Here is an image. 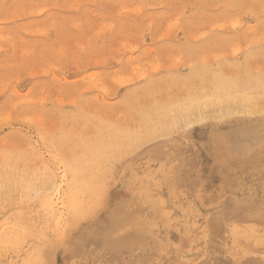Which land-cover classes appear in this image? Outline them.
<instances>
[{
  "label": "rangeland",
  "instance_id": "obj_1",
  "mask_svg": "<svg viewBox=\"0 0 264 264\" xmlns=\"http://www.w3.org/2000/svg\"><path fill=\"white\" fill-rule=\"evenodd\" d=\"M241 202L264 0H0V264H264Z\"/></svg>",
  "mask_w": 264,
  "mask_h": 264
},
{
  "label": "crops",
  "instance_id": "obj_2",
  "mask_svg": "<svg viewBox=\"0 0 264 264\" xmlns=\"http://www.w3.org/2000/svg\"><path fill=\"white\" fill-rule=\"evenodd\" d=\"M232 200H234V199H232ZM234 202H237V201H232V203H234ZM240 205L243 208V210H242V212H240V214H237L234 217V218L237 219L236 221L238 222L239 226L242 225V224H247L249 226H252L254 224L259 225V223L264 221V216L263 215H258L257 214L255 216H251L252 207H259L258 204H250V203H247V202H241ZM240 205L238 207H240ZM251 217H252V219H253V217L256 218V220H252L251 221ZM218 238H219L218 234H215L214 232H212L208 239H210L212 241V240L218 239ZM250 244H251V242L248 243V246H247L248 254L253 255V256L259 255V251H260L259 248H257L255 245H252V244L250 245ZM212 252H213V247H212ZM245 264H260V261L253 257V259L250 258L248 261H246Z\"/></svg>",
  "mask_w": 264,
  "mask_h": 264
},
{
  "label": "bare ground",
  "instance_id": "obj_3",
  "mask_svg": "<svg viewBox=\"0 0 264 264\" xmlns=\"http://www.w3.org/2000/svg\"><path fill=\"white\" fill-rule=\"evenodd\" d=\"M171 25V24H170ZM84 163V162H83ZM90 163H91V161H90ZM84 172V171H83ZM84 174V173H83ZM2 214V213H1ZM6 216V215H5ZM13 227V226H12Z\"/></svg>",
  "mask_w": 264,
  "mask_h": 264
}]
</instances>
